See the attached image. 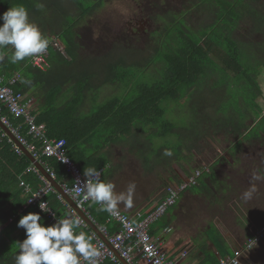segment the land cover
<instances>
[{"label": "trees", "instance_id": "trees-1", "mask_svg": "<svg viewBox=\"0 0 264 264\" xmlns=\"http://www.w3.org/2000/svg\"><path fill=\"white\" fill-rule=\"evenodd\" d=\"M103 2L0 0V13L23 5L29 20L49 41L46 69L33 65L32 56L11 63L12 50L4 48L0 49V56L4 57L0 60V74L10 77L19 73L14 89L34 98L37 122L45 124L48 137L65 139L68 154L82 175L84 169L100 170L106 163L96 154L87 155L85 151L88 145L97 149L96 139L109 140L111 135L131 128H136L139 134L141 129L147 141L165 138L171 133L181 134L182 128L164 119L163 103L182 98L184 102L190 100L199 107L202 135L207 137L210 129L215 128L223 131L228 143L227 155L232 160L213 153L215 157L209 164L197 166L202 173L188 191L204 194L202 207L205 206L207 213L208 210L219 212L221 206L212 204L218 197L217 192L210 187H221V183L214 185L215 168H219L218 163L226 162L231 170L229 179L235 181L231 183V194L239 191L234 198L240 200L242 193L255 185L256 191L249 203L262 204L259 210L264 223V110L256 101L260 93L257 76L264 68V0H184L178 6L171 0H138L142 10L158 26L136 34L123 29L115 36L109 34L108 28L99 34L93 28L98 23ZM87 15L88 21L84 20ZM213 46L224 53L220 63L211 56ZM147 70L150 77L145 74ZM105 86L117 93L98 100L97 94ZM1 111V115H9L5 106ZM10 119L14 124L21 121L12 116ZM26 130L25 126L21 127L27 140L41 150V140L32 139ZM188 132L193 134V149L196 127ZM180 148L177 154L181 153ZM40 161L53 172L59 184H72L69 172L56 158L43 155ZM30 165L29 158L23 152L17 153L13 142L0 130V264H15L17 243L25 238L24 229L17 227L21 215L37 212L45 226L51 225L36 205L26 204L30 193L19 184L20 176L33 192L44 185L39 175L27 170ZM191 169L193 173L195 169ZM105 174L101 180L110 181V177L105 180ZM190 174L184 170L185 179ZM231 194L226 193L225 199H233ZM45 198L58 216L71 214L68 204L58 198L57 192H49ZM98 207L91 202L85 210L98 226H105L109 233L116 232L118 224L108 220V213L97 211ZM156 207L141 211L142 216ZM77 231L91 236L88 226H80ZM211 231H215L213 226ZM218 238L220 241L221 236ZM215 244L219 256L207 255L210 264H217L220 257L228 256L221 249L224 245ZM101 264L122 263L106 260Z\"/></svg>", "mask_w": 264, "mask_h": 264}, {"label": "crops", "instance_id": "crops-1", "mask_svg": "<svg viewBox=\"0 0 264 264\" xmlns=\"http://www.w3.org/2000/svg\"><path fill=\"white\" fill-rule=\"evenodd\" d=\"M109 1L104 0L102 8ZM136 132V128H131L130 131L119 135H111L109 140H105L104 137L101 139L103 143L96 139L94 142V145L98 144L96 150L93 145H88L85 149L87 155L96 154L100 157L96 159L106 160L104 167L99 171L101 176L107 173L105 180L110 177V181L116 186V192L126 191L130 182L135 183L132 206L128 207L124 204L118 206L133 219L137 218V211L158 205L165 197L169 186H175L185 179L184 170H188L189 174L192 172L189 161H185V155L172 152L168 145L162 143H159L160 150L155 152L158 148L157 139L147 141L141 129L140 134ZM165 149L170 150L172 155L165 156L163 154ZM225 155L231 161V157L227 153ZM201 162L202 158L197 165ZM225 163H218L219 168H215L218 182L214 181V185L221 183V187H210L217 192L218 197L212 201V204L221 206L219 212L208 210L210 214L207 213L205 206L202 207V202H205L204 194L189 192L187 189L179 194L176 202L168 207L164 214L149 224L150 232L153 230L151 234L155 238L164 239V249L174 264H210L207 255L212 253L219 256L215 243L219 246L224 245L221 249L230 256L234 250L242 248L243 243L255 229L263 224L259 210L262 204L234 198L235 193L239 191L231 194L230 187L233 186L231 183L234 180L229 179L230 173L224 171L229 167ZM195 168L197 166L194 165L193 169ZM226 193L231 194L233 199L226 200L224 197ZM186 209L191 213L188 214ZM229 209L230 211H227ZM222 215L227 217L224 218ZM237 216L241 218L238 219ZM209 221L213 225H210ZM212 226L215 231H211ZM218 236H221L220 241ZM140 264L145 263L141 261ZM239 264H264V238L250 250L242 251Z\"/></svg>", "mask_w": 264, "mask_h": 264}, {"label": "built area", "instance_id": "built-area-1", "mask_svg": "<svg viewBox=\"0 0 264 264\" xmlns=\"http://www.w3.org/2000/svg\"><path fill=\"white\" fill-rule=\"evenodd\" d=\"M46 53L47 50L42 54L32 56L30 62L41 69H46L49 66V63L45 58ZM18 78L19 73H16L10 77L0 74V113L2 112V106H5L7 113L9 114H0L1 123L4 124L12 132L16 139L29 150L35 159L40 161V157L43 155L54 157L57 159V161L61 162L65 166L72 178V184H61L63 189L76 202L77 206L82 209L93 222H95L90 214L85 210L87 205L92 201L85 199L83 193H81L79 196L76 195L74 185L76 184V181H84L85 177L82 175L78 165L69 156V148L66 145L65 139L50 138L46 135L45 124L42 122H37L36 120V115L34 113V98L29 96L27 93H22L14 89V85ZM10 116H12L13 119H20L21 121L18 124H14L11 121ZM22 126L27 128L26 133L27 135H30L32 139L41 140V150L37 148L34 142H29L27 140L26 135L21 132ZM0 130H2L3 135L7 136L1 127ZM9 140L13 142L16 152L22 153V150L19 148V146L11 138H9ZM46 169L54 178L53 172L48 168ZM27 170L33 171L39 175V177L44 182V185L36 190L39 192L38 196L30 197L31 194L28 196L30 200L26 201V204L36 205L39 209V203L45 202L49 207V211L43 213L50 220L51 224H53L57 218L62 217L56 214L55 210L49 205V202L45 196L49 192L57 191L33 163H31ZM201 173V169H196L186 179L180 181L177 185L169 186L165 197L149 214L142 216V212L137 211L136 217L139 220L136 222L126 211L120 208H118V217H113L108 214V220H114L118 224V230L114 233H109L105 226L97 225L106 240H103L99 235H97L95 231L90 228L93 244L100 252L99 257L97 258V264H101L106 260L118 262L119 256L125 259L129 264H140L141 261H143L145 264H174V261L168 258L164 249V239L157 237L155 238L150 233L149 224L164 214L167 208L176 202V199L181 192L187 190L193 185H196ZM18 178L20 179V186H22L21 181H23L25 185H29L25 180H23V178H20V176ZM57 196L61 201L66 202L59 192H57ZM68 208L70 209L72 217L79 219L80 226H88V224L69 204ZM166 230L169 229L166 228ZM263 238L264 223L255 229L252 235L243 243L242 248L234 250L230 256L220 257L218 264H239V256L242 251L250 250ZM254 241L255 244L253 245Z\"/></svg>", "mask_w": 264, "mask_h": 264}, {"label": "clouds", "instance_id": "clouds-1", "mask_svg": "<svg viewBox=\"0 0 264 264\" xmlns=\"http://www.w3.org/2000/svg\"><path fill=\"white\" fill-rule=\"evenodd\" d=\"M0 21V49L12 50L11 63L24 61L47 50L48 39L29 20L28 10L23 5L10 7L0 13ZM3 59L0 56V60ZM163 154L172 155L168 149ZM83 175L84 181H76L74 185L76 195L83 193L85 199L99 205L97 211L118 217L119 205L132 206L136 189L134 182L128 184L126 191L116 192L115 184L101 180V171L95 167L84 169ZM253 178L261 179L260 176ZM21 185L31 194L30 197L39 195L38 191L33 193L31 186L25 185L23 181ZM255 191V185H251L242 193V198L245 201L252 199ZM29 200L30 198L26 201ZM38 206L41 212L49 211L45 202H40ZM17 227L24 229L25 238L17 243L19 251L15 254V264H97L100 252L94 246L93 238L83 231H77L80 221L71 214L57 218L53 224L45 226L39 213L28 212L20 216Z\"/></svg>", "mask_w": 264, "mask_h": 264}, {"label": "rangeland", "instance_id": "rangeland-1", "mask_svg": "<svg viewBox=\"0 0 264 264\" xmlns=\"http://www.w3.org/2000/svg\"><path fill=\"white\" fill-rule=\"evenodd\" d=\"M173 5H181L184 0H171ZM181 1V2H180ZM98 23L93 27L97 34L103 28L109 29V34L111 36L117 35L121 30H128L132 34L145 33L158 26L151 20L146 12L142 10L141 6H138V0H110L104 8L99 10ZM90 16H84V20L88 21ZM143 44V40L140 41ZM61 49V46L56 43ZM211 56L214 60L220 63L224 57V53L221 49L213 46ZM147 77H150V70L145 71ZM140 77L138 81H140ZM257 82L259 85L260 93L258 94L256 101L260 108L264 110V68H261L258 72ZM117 93L112 87H103L97 94L98 100H106L110 98L113 94ZM163 106L165 107V112L163 117L166 121L173 123L174 127L182 128L180 129L181 134L171 133L165 136V138H157L158 145L155 152L160 150L159 143L168 145V148L172 152L177 153L179 147L181 146V154L188 156L185 161L188 162L193 167L198 166L197 163L200 162L202 158L203 165L209 164L211 159H213L212 154L225 155L228 151V143L226 142V137L223 135V131H219L216 128L210 129L209 135L203 136L202 127L200 124V111L196 104H193L190 100L184 102V98L176 100L164 101ZM196 124V125H195ZM148 129L152 126H147ZM196 127L197 138L195 148H191L193 144V134H189V130H193ZM199 136L201 138L199 139ZM166 143V144H165ZM190 147V148H189ZM196 152H193V151ZM221 152V153H220ZM232 160V159H231ZM194 161V162H193ZM184 162V161H183ZM187 167V166H186ZM198 169V168H197ZM196 170V169H195ZM228 174L230 173V168L226 167L225 170ZM223 171V172H224Z\"/></svg>", "mask_w": 264, "mask_h": 264}, {"label": "water", "instance_id": "water-1", "mask_svg": "<svg viewBox=\"0 0 264 264\" xmlns=\"http://www.w3.org/2000/svg\"><path fill=\"white\" fill-rule=\"evenodd\" d=\"M0 127L3 129V131L7 134V136L9 138H11L18 146L19 148L22 150V152L29 158V160L31 161V163H33L41 172L42 175H44L49 182L51 183V185L54 187V189L59 192L63 198L66 200V202L73 208L75 209V211L78 213V215L88 224V226L97 233V235H99L103 240H106V238L104 237V235L100 232L97 224L95 222H93L90 217L82 210L80 209L76 202L65 192V190L63 189L62 185L59 184L48 172V170L42 165V163L40 161H38L37 159L34 158V156H32V154L29 152V150L23 145L21 144L16 137L12 134V132L4 125L1 123L0 121ZM119 256V255H118ZM119 261L122 264H129L125 259H123L122 257L119 256Z\"/></svg>", "mask_w": 264, "mask_h": 264}, {"label": "flooded vegetation", "instance_id": "flooded-vegetation-1", "mask_svg": "<svg viewBox=\"0 0 264 264\" xmlns=\"http://www.w3.org/2000/svg\"><path fill=\"white\" fill-rule=\"evenodd\" d=\"M221 153V152H220Z\"/></svg>", "mask_w": 264, "mask_h": 264}]
</instances>
